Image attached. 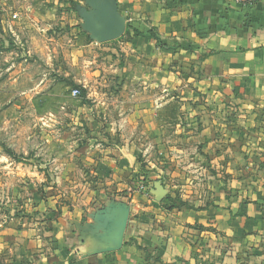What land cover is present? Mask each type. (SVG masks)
<instances>
[{
	"label": "crops",
	"instance_id": "crops-1",
	"mask_svg": "<svg viewBox=\"0 0 264 264\" xmlns=\"http://www.w3.org/2000/svg\"><path fill=\"white\" fill-rule=\"evenodd\" d=\"M47 2L39 1L36 10L27 7L30 14H16V26L8 29L15 46L0 49V57L9 58L8 77L0 78V103L13 98L61 102L74 96L73 89L86 88L92 76L89 63H95L96 80L102 81L98 75L104 67L97 60L89 62L87 55L111 42L113 52L119 48L125 55L123 62H115L114 80L121 92L129 90L115 97L133 102V114L116 123L119 143L97 147L101 158L96 162L103 168L99 176L110 182L134 177L136 140L126 127L134 125L136 102L157 103L149 113L158 115L161 124L174 98L169 88L193 87V102L200 101L202 92L215 105L211 110L200 104L190 108L191 125L177 129L182 137L174 145H207L210 200L204 207L167 205L174 188L181 191L184 185H168V169L149 159L145 176H140L148 183L146 191L132 190L116 200L99 191L102 201L74 207L58 222H47L49 234L62 243L63 258L56 257L53 245L40 244L35 224L21 217L1 222V264H264V0L250 7L235 0H52L48 12L53 20L64 18L54 10L75 3L70 10L81 33L61 30L37 39L35 30L46 28L43 21L51 22ZM42 62L50 66L46 75L40 73ZM99 96L90 99L103 100ZM235 107L239 119L228 116L217 123ZM3 114L0 109V118ZM68 115L65 109L63 116ZM161 129L148 133L145 151L170 145ZM216 132L223 136L220 142ZM19 146L0 142V179L16 176L23 182L26 174L39 175L32 170L33 160L32 169L23 167L25 152ZM50 146L47 151L53 155ZM199 159L197 154L200 166ZM49 174L56 178L58 173ZM17 208L7 205L4 210Z\"/></svg>",
	"mask_w": 264,
	"mask_h": 264
},
{
	"label": "rangeland",
	"instance_id": "rangeland-1",
	"mask_svg": "<svg viewBox=\"0 0 264 264\" xmlns=\"http://www.w3.org/2000/svg\"><path fill=\"white\" fill-rule=\"evenodd\" d=\"M39 1L41 0H0V49H4L6 46L9 48L15 46L9 36L8 29L11 30L16 26L15 22L19 14H30L27 7L34 10L36 7H41ZM47 1L45 10L51 17H47V20L51 19V22L43 21L42 24L46 28L35 30L37 39L49 34H56L61 30H68V32L74 30L81 33L78 17L74 11L70 10L71 5L72 9L75 7V3L63 5L54 10L64 17L61 20L56 17V20L59 19V23H62V27L59 23L55 24L56 20H53V14L48 12L50 5L54 2ZM75 2L77 3V1ZM62 13L64 14L62 15ZM16 14L17 17L14 16ZM3 40L8 41L4 44ZM113 46L109 42L101 45L100 48L88 51L89 62L97 60L98 64H102L104 67L102 74L98 75L103 78H101L102 81L96 80L95 63H89L91 71L89 75L92 74V76L86 83L87 85L85 84L86 88H83L78 96L67 97L65 94L66 98H63L64 100L62 99L61 102H34L14 100L13 98V100H4L0 103L1 111L5 112L0 118V127H3L0 129V142L2 145H21L19 146L21 147L20 153H22V148L25 152L21 155L23 167H27L26 171L33 168L32 170L39 174L33 178L26 174L23 182L16 176L7 177L4 175L0 179V224L13 217H21L26 223L35 224L38 227L36 233L41 236L40 244L53 245L57 249V258L65 257V251L61 250L62 243L59 242L58 237L49 234L52 230L48 229L47 222H58L63 217V213L73 210L74 207H85L96 204L98 200L102 201L104 196L100 197L99 191L109 194L111 200L120 199L126 192L132 190L141 192L139 190L140 176H145L149 159L150 162H155L158 168L163 166L168 169L170 177L168 185L174 186L178 183L184 185V189L181 191H176L174 188V196L167 197V205L194 208L209 204L212 179L208 175L209 167L207 166L211 158L207 151V145H191V142L187 145H174L178 137H182L181 133H177V129L180 130L181 125H191V116L189 115L191 111H188L190 108H195L200 104L203 110H211L215 105V103L208 102L207 93L202 92H199L200 101L193 102L190 97V94L196 93V89L193 87H188L187 91L181 87L169 88L168 93L174 98L169 99L161 124L158 115H153L154 112L152 115L149 113L150 108L154 111L157 103L136 102L134 125L129 129L126 127V131H132L130 135L134 134L136 140L137 170L134 177L128 178L130 179L128 180L124 176L123 180L110 182L105 180V177L99 176L103 168L96 162L101 158L97 147L100 144L104 146L119 143L118 124L116 126V123L120 118L122 119L120 121L125 122L129 113L133 114V106H131L133 102H122L118 97H115V94L129 93V90L125 89L121 92V87L114 80L115 62L119 59L123 62L125 55L119 48L113 52ZM8 59L0 57V78L8 77L9 73L5 70ZM40 65V73L46 75L49 71L46 69H50V66L44 65L43 62ZM47 83L50 84V82ZM4 88L8 87L4 86ZM60 88L64 95L63 87H59L58 90ZM136 89L142 90L140 87ZM130 92H132V88ZM96 94L100 95L99 97L103 100L90 99ZM8 98L11 97L8 96ZM65 109L69 110L68 116H63ZM54 112L58 114H54ZM231 113V115L227 112L226 114L222 113L221 117H218L217 123L224 122L223 117L228 118V116L239 119V110L236 107L231 110ZM201 125L202 122H200ZM159 127H162V131L164 130L170 145H152L151 149L146 152L145 145H143L144 140H148L149 132H153ZM190 128L188 131H191ZM217 133L214 136H219L217 141L220 142L223 136ZM206 137L205 135L204 138L206 139ZM202 141L201 138L200 142L202 143ZM48 145L55 148L53 155L51 154L52 150L47 151ZM48 153L53 157L54 162L50 161ZM10 154L13 157L15 155L14 152ZM197 154L200 157V166L195 161ZM31 160L34 162L32 168L29 166ZM13 167L15 168V166ZM53 172L58 173L56 178H52L49 174ZM60 172L62 175L58 178ZM17 193H20L22 197L17 199ZM159 204L160 202L155 201V205ZM7 205L18 208L14 212H8L4 210ZM44 232H47L49 236H43ZM3 255L0 251V264Z\"/></svg>",
	"mask_w": 264,
	"mask_h": 264
},
{
	"label": "built area",
	"instance_id": "built-area-1",
	"mask_svg": "<svg viewBox=\"0 0 264 264\" xmlns=\"http://www.w3.org/2000/svg\"><path fill=\"white\" fill-rule=\"evenodd\" d=\"M259 0H235L236 3H238L239 5L243 6V7H250L252 5H254L256 2H258ZM16 16V15H14ZM79 94V90L78 89H73L72 90V95L76 96ZM141 184H139V190L141 191H146L148 189V183L146 182V180L141 179Z\"/></svg>",
	"mask_w": 264,
	"mask_h": 264
},
{
	"label": "trees",
	"instance_id": "trees-1",
	"mask_svg": "<svg viewBox=\"0 0 264 264\" xmlns=\"http://www.w3.org/2000/svg\"><path fill=\"white\" fill-rule=\"evenodd\" d=\"M79 94H80V90H79Z\"/></svg>",
	"mask_w": 264,
	"mask_h": 264
}]
</instances>
